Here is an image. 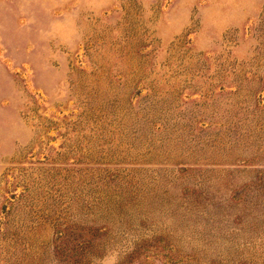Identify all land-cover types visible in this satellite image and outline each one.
Returning <instances> with one entry per match:
<instances>
[{
  "label": "rangeland",
  "instance_id": "rangeland-1",
  "mask_svg": "<svg viewBox=\"0 0 264 264\" xmlns=\"http://www.w3.org/2000/svg\"><path fill=\"white\" fill-rule=\"evenodd\" d=\"M0 264H264V0H0Z\"/></svg>",
  "mask_w": 264,
  "mask_h": 264
}]
</instances>
